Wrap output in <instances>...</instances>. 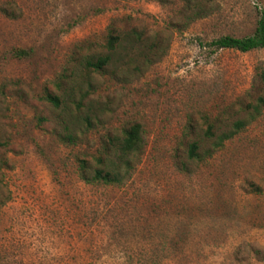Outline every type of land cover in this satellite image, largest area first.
Here are the masks:
<instances>
[{
	"label": "rangeland",
	"instance_id": "obj_1",
	"mask_svg": "<svg viewBox=\"0 0 264 264\" xmlns=\"http://www.w3.org/2000/svg\"><path fill=\"white\" fill-rule=\"evenodd\" d=\"M211 5L188 26L186 0H0V264H264V113L187 156L262 91L264 48L200 42L252 34L264 0ZM111 25L139 35L96 71ZM134 122L131 180L86 184L79 160Z\"/></svg>",
	"mask_w": 264,
	"mask_h": 264
},
{
	"label": "trees",
	"instance_id": "obj_2",
	"mask_svg": "<svg viewBox=\"0 0 264 264\" xmlns=\"http://www.w3.org/2000/svg\"><path fill=\"white\" fill-rule=\"evenodd\" d=\"M213 0H186L184 7V20L188 26L201 18H207L211 14ZM136 29L121 32L114 25L108 28L106 54H100L87 61V65L96 71H102L110 65L113 57L128 39L138 38ZM202 47L209 46L214 51L221 49H234L240 52H249L256 49L264 48V9L258 12L256 28L252 34L244 36L221 35L212 41H201ZM18 55H27L24 49L17 51ZM257 78L262 85V91L257 98L240 106L241 116L227 124L226 127H218L217 122H208L206 137L211 139L207 147H202L197 140L191 141L187 146V156L196 162H205L212 157L217 151L226 146L227 142L232 140L236 135L245 131L252 123L264 113V66L257 68ZM56 106L59 105V97L53 94L45 96ZM87 121V119H85ZM68 138L73 140V135L69 134ZM145 136L142 124L134 122L129 127L124 128L121 133L114 138L109 137L97 149L98 155H94L93 162L81 159L79 160V173L86 184L102 187H123L131 180L136 163L140 158L141 152L145 147ZM181 166L185 167L186 162L182 161ZM161 264V263H155Z\"/></svg>",
	"mask_w": 264,
	"mask_h": 264
}]
</instances>
